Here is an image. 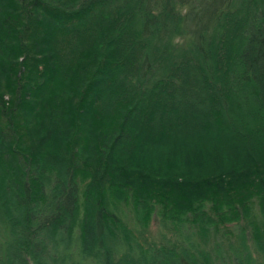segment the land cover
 <instances>
[{
  "label": "trees",
  "instance_id": "1",
  "mask_svg": "<svg viewBox=\"0 0 264 264\" xmlns=\"http://www.w3.org/2000/svg\"><path fill=\"white\" fill-rule=\"evenodd\" d=\"M0 264H264V0H0Z\"/></svg>",
  "mask_w": 264,
  "mask_h": 264
},
{
  "label": "rangeland",
  "instance_id": "2",
  "mask_svg": "<svg viewBox=\"0 0 264 264\" xmlns=\"http://www.w3.org/2000/svg\"><path fill=\"white\" fill-rule=\"evenodd\" d=\"M150 230H151L153 233H155V232L158 230V228H157V223H156V221H155L154 219L151 221Z\"/></svg>",
  "mask_w": 264,
  "mask_h": 264
}]
</instances>
